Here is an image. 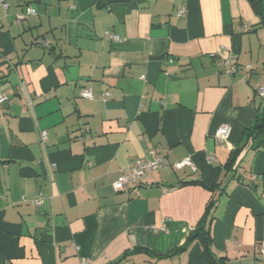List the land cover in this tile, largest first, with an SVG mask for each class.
<instances>
[{
	"label": "crops",
	"instance_id": "crops-1",
	"mask_svg": "<svg viewBox=\"0 0 264 264\" xmlns=\"http://www.w3.org/2000/svg\"><path fill=\"white\" fill-rule=\"evenodd\" d=\"M5 1L0 264H205L198 242L158 257L183 244L212 196L194 180L225 184L214 251L264 264V151L246 150L236 177L223 170L264 106V12L250 0ZM28 6L36 14L13 23ZM154 154L167 166L113 188ZM185 157L195 170L172 167ZM138 248L149 252L118 262Z\"/></svg>",
	"mask_w": 264,
	"mask_h": 264
},
{
	"label": "trees",
	"instance_id": "trees-1",
	"mask_svg": "<svg viewBox=\"0 0 264 264\" xmlns=\"http://www.w3.org/2000/svg\"><path fill=\"white\" fill-rule=\"evenodd\" d=\"M254 10L257 13L264 12L263 0H250ZM250 150L253 153L264 151V106L255 115L254 122L243 131L242 139L229 153L227 160L223 164L224 175L227 180L236 177L239 167L244 160V152ZM189 183H196L209 190L212 193L210 199L206 202L204 211L195 227L189 232L183 244L172 252L158 257H169L174 254L186 252L189 247L198 242L201 246V257L205 264H229V258L218 254L212 247V235L210 225L214 220V209L218 202V194L224 190L225 184L222 182H208L206 180H194ZM136 251H146L147 249L138 248L130 252H125L118 262L126 259L131 253Z\"/></svg>",
	"mask_w": 264,
	"mask_h": 264
},
{
	"label": "built area",
	"instance_id": "built-area-1",
	"mask_svg": "<svg viewBox=\"0 0 264 264\" xmlns=\"http://www.w3.org/2000/svg\"><path fill=\"white\" fill-rule=\"evenodd\" d=\"M8 3L5 0H0V8L4 11V15L6 16L7 10H8ZM181 13V10L179 11ZM36 14L35 8L32 6H28L24 12L17 13L13 18V23L19 24L21 23L28 15H34ZM113 39L116 38V36L108 34ZM229 62V60H228ZM258 94L260 96H264V88L258 89ZM81 96L92 98V94L90 90L84 89L80 93ZM27 98L29 99L27 104H31L30 95H27ZM8 100V97L0 91V104L5 103ZM230 133V127L228 125H221L218 127V129L215 132L216 140L219 144H223L227 141ZM41 140H46V134L45 132H41ZM210 160L213 159L211 156L209 158ZM167 163L159 154H154L152 158H141L138 157L135 159L134 164L131 166V168L127 172L121 173L120 176L113 182L112 186L113 188L118 191L124 188V186L128 185L129 183H136L143 175L145 170H153L158 167H166ZM172 167L175 169H182L184 167H188L191 170L196 169V165L194 162L189 158L185 157L181 160H178L172 164ZM43 202V196L41 194H38L36 198L33 200V203L36 205H40ZM260 252L264 255V241L260 244ZM83 264L86 263L85 260L82 262Z\"/></svg>",
	"mask_w": 264,
	"mask_h": 264
},
{
	"label": "rangeland",
	"instance_id": "rangeland-1",
	"mask_svg": "<svg viewBox=\"0 0 264 264\" xmlns=\"http://www.w3.org/2000/svg\"><path fill=\"white\" fill-rule=\"evenodd\" d=\"M0 11H2V10L0 9ZM1 14H3V13H1Z\"/></svg>",
	"mask_w": 264,
	"mask_h": 264
}]
</instances>
